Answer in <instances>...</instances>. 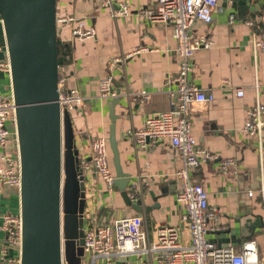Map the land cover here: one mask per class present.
<instances>
[{
	"label": "crops",
	"instance_id": "1",
	"mask_svg": "<svg viewBox=\"0 0 264 264\" xmlns=\"http://www.w3.org/2000/svg\"><path fill=\"white\" fill-rule=\"evenodd\" d=\"M109 1V2H108ZM57 0V15L70 14L86 20L96 29L97 36L77 40L71 29L64 27L60 38L70 44L72 59L63 71L66 88L77 89L84 104L72 111L78 148L81 155L90 156V140L105 135L109 140L113 98L100 97V82L110 70L114 57L133 54L148 48L111 72L114 87L121 89L120 102L114 107L118 116L116 139L123 170L131 175L130 194L143 199L150 211L138 212L128 206L115 184L108 190L100 175L86 173L87 207L85 227L108 224L125 217H145L148 240L154 243L159 228L172 225L179 228L181 242L191 243L188 224L183 222L184 203L178 200L180 181L176 176L182 158L168 140L137 148L127 131L145 126L148 117L170 110L169 92L177 88L174 81L180 70V57L171 23H149L142 10L156 0ZM127 4L131 12L113 16V10ZM193 32L211 37L214 45L193 56L195 71L191 80L197 87L213 94L214 100L192 106L191 120L197 147L216 156L191 171L192 177L203 184L209 194V209L217 214L216 227L208 239L219 247L232 246L238 251L249 240H256L260 264H264V195L261 192L264 175V132L248 136L243 132L246 112L258 99L264 100V52L255 51L253 42L264 35V0H221L214 12V21H197ZM0 37L3 29L0 26ZM9 54L0 51V62ZM243 89L244 95L237 96ZM0 90L12 96L11 75L0 72ZM146 91L143 101L139 93ZM117 98V97H115ZM262 147L263 152H261ZM8 150L17 154L16 138ZM2 150L0 149V156ZM90 158V157H89ZM233 158L236 166L228 173L220 172L221 160ZM109 160L114 169V157L109 144ZM2 161L0 159V166ZM254 195L250 196L249 192ZM22 211L20 191L4 186L0 191V255L7 244L3 230L6 214ZM15 255L16 251L11 250ZM148 254L117 255L114 264L135 263ZM150 264H157L152 257ZM83 264H105L86 254Z\"/></svg>",
	"mask_w": 264,
	"mask_h": 264
},
{
	"label": "built area",
	"instance_id": "2",
	"mask_svg": "<svg viewBox=\"0 0 264 264\" xmlns=\"http://www.w3.org/2000/svg\"><path fill=\"white\" fill-rule=\"evenodd\" d=\"M108 1V0H107ZM221 0H156V3L141 11L149 23H171L177 42V53L180 57V70L174 81L177 88L169 92L171 108L148 117L145 126L132 127L127 131L137 148L149 144H157L168 140L182 158V167L176 176L180 181L178 200L184 203L183 222L188 224L190 244H184L180 239L179 228L172 225L162 226L158 230L154 243L148 240V228L145 217L136 215L120 218L108 224L88 225L84 227V250L95 261L102 258L105 264H114L117 255L144 253L148 258H140L135 263L150 264L154 257L157 264H260L259 250L256 240L245 242L240 251L236 248L219 247L208 239L211 229L210 222H217V214L209 209V194L203 184L196 181L191 174L194 168L204 162L216 158L209 150L197 147L191 120L192 106L196 103L214 100L213 94L200 90L191 80L195 71L193 56L202 49H210L214 45L211 37L193 32L197 21L211 24L214 12ZM109 2V1H108ZM131 12L127 4L113 10V16H126ZM0 26L3 37H0V51H6L8 46L4 32L3 20L0 16ZM57 27L61 34L64 27L71 29L72 36L77 40H88L97 36L96 29L87 25L83 18L70 14L57 15ZM255 51L264 52V35L253 42ZM148 48H141L133 54L114 57L109 60L110 73L100 82V97H119L114 87L113 69L125 64L131 58ZM11 75L9 55L0 62V72ZM60 105L63 110L74 111L84 104L85 98L77 89H67L65 78L59 79ZM143 101L149 99V93H139ZM244 95L243 89L237 90V96ZM243 132L248 136H261L264 132V100L258 101L246 112ZM15 136L17 154L8 150L11 139ZM90 158L81 155L80 165L86 173L96 172L104 181L108 190H115V172L109 160V140L105 135L94 136L90 140ZM0 191L4 186L20 190L21 158L16 126V104L13 96H4L0 90ZM263 152L262 147H260ZM236 166V160L227 158L221 160L220 172L226 174ZM261 192L264 195V175L262 176ZM137 195V194H136ZM131 194L133 201L140 200ZM254 195L253 191L249 192ZM3 230L7 244L0 255V264H22L23 219L20 214H6L3 217ZM15 250L16 254L10 253Z\"/></svg>",
	"mask_w": 264,
	"mask_h": 264
},
{
	"label": "water",
	"instance_id": "3",
	"mask_svg": "<svg viewBox=\"0 0 264 264\" xmlns=\"http://www.w3.org/2000/svg\"><path fill=\"white\" fill-rule=\"evenodd\" d=\"M57 12V0H0L21 158L22 264H83L86 257V172L72 112L59 101ZM120 100L113 98L110 114L115 184L128 206L150 211L128 191L116 139Z\"/></svg>",
	"mask_w": 264,
	"mask_h": 264
},
{
	"label": "trees",
	"instance_id": "4",
	"mask_svg": "<svg viewBox=\"0 0 264 264\" xmlns=\"http://www.w3.org/2000/svg\"><path fill=\"white\" fill-rule=\"evenodd\" d=\"M58 58L60 66V78L63 76V71L69 66L72 59V48L70 44L61 40L58 35Z\"/></svg>",
	"mask_w": 264,
	"mask_h": 264
}]
</instances>
